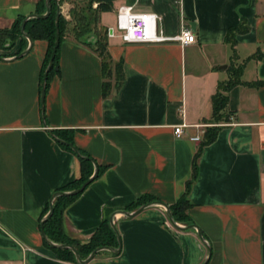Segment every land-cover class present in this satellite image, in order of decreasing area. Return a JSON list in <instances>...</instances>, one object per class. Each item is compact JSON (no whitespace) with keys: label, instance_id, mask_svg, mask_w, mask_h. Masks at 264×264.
<instances>
[{"label":"crops","instance_id":"obj_1","mask_svg":"<svg viewBox=\"0 0 264 264\" xmlns=\"http://www.w3.org/2000/svg\"><path fill=\"white\" fill-rule=\"evenodd\" d=\"M82 1L63 0L61 15L70 20L77 4L88 3ZM45 4L0 0V22L9 27L10 17L37 14ZM97 6L93 2V10ZM122 6L156 14L166 37L190 27L197 43L109 38L113 64L123 62L125 81L118 90L113 72L105 96L102 60L88 46L94 35L66 37L44 109L48 42L34 41L21 59L0 60V264H79L60 259L42 236L53 194L81 175L77 155L53 132L72 137L104 168L64 210L66 234L82 243L114 217L120 253L102 251L88 264H264V86L228 92L222 127L203 148L187 196L190 225L176 222L181 229L175 228L159 204L170 208L184 198L206 128L213 126L212 97L228 81L229 67L258 51L264 55V0H115L113 11L99 16L98 28L114 27ZM242 25L249 32L237 36L232 61L227 34ZM241 79L264 81V58L248 61ZM179 125L186 127L177 138ZM142 197L157 203L127 217L124 212L137 211ZM188 226L195 228L183 229Z\"/></svg>","mask_w":264,"mask_h":264},{"label":"trees","instance_id":"obj_2","mask_svg":"<svg viewBox=\"0 0 264 264\" xmlns=\"http://www.w3.org/2000/svg\"><path fill=\"white\" fill-rule=\"evenodd\" d=\"M85 1V0H84ZM82 1V2H84ZM93 2H96L98 4L96 10H93ZM114 2L115 0H88L89 6L86 8V6H81L80 3L76 5L74 10H72L71 18L73 20H76V23L83 20L85 21L89 15L94 14L97 15V19L99 22V16L102 13L112 12L114 8ZM63 0H52L51 1V13L50 15L45 19H39V18H33L30 19L25 26V33L32 38L33 41L36 40H46L48 42V52L46 55V59L44 61L42 74H41V82L43 83L44 75L46 70L48 69L50 59L52 57L53 49L55 46V40H56V18H57V10L58 5H62ZM85 4V5H86ZM85 7V9H84ZM47 12L46 4L42 6V9H39L37 11L38 15H44ZM26 17L19 16L14 25L5 31H11V33H8L7 36L9 37V40L13 42L12 46H15L16 43L19 41L20 48L19 52L14 55V57L20 55L24 51L28 49V39L24 37L22 34V23L25 20ZM70 21H68L66 18H64L62 15L60 17L59 21V30H60V45L64 38L66 37H72L79 41L82 39L85 35L90 33V22H87L86 26H83V24H77L74 29H67V26H69ZM3 31V30H1ZM70 31H85L82 32L80 35L71 36ZM249 32V28L246 25H242L240 27H236L233 29H230L226 41L228 44L231 45L233 50V57L232 61L237 59V53H236V45H237V36L239 34H245ZM8 39V38H7ZM14 40V41H13ZM102 60V68H103V74H104V94L105 96H110L112 91V78H113V72L115 73L116 77V88L119 90L124 81H125V74L123 69V62L116 64L114 66L112 56L108 50V38L106 35V31H104V34H100L98 43L95 46L88 45ZM12 49V48H9ZM8 50L5 49L4 43L2 39L0 38V51ZM59 50L60 46L58 48L55 61H54V67L49 73L48 76V82H47V88L49 85V79L54 74L56 69L59 67ZM1 53V52H0ZM1 57H7L6 54H0ZM264 58V55L261 54L259 51L255 53L252 57L247 59L246 61L242 62L240 65H231L228 69L229 71V79L226 82H222L218 85L217 92L212 97V108H213V114H212V120H213V126L207 127L204 137L201 141V145L199 147L198 153L195 156L194 159V165H193V176L192 180L187 184V189L184 198L180 202H178L176 205L171 206L170 209L172 211V215L176 222H185L190 225V220L186 216V210L190 207V203L187 200V196L191 187V184L193 181L197 178L198 174V160L202 153V150L205 146L213 143L220 131L221 121H224V114L228 108V92L232 90L236 86H248V87H261L264 86V81H258L253 83H245L241 79V73L243 71V68L245 64L253 59H262ZM57 137L60 139L73 144L72 137L69 136H63L59 133L53 132ZM62 145V144H61ZM64 148H66L69 151L73 150L66 145H62ZM79 150V149H78ZM80 151V150H79ZM74 153V152H73ZM82 156L88 158H80L78 157L80 164H81V175L80 177L75 180L74 182L70 183L66 187L56 191L54 194L58 192H70L77 190L81 188L84 183H86L89 179H91L94 175V171L96 169V163L84 152L80 151ZM75 154V153H74ZM98 167V175L95 178H99L101 174L104 171V168ZM53 194V195H54ZM82 194V193H81ZM79 195L73 196V197H63V198H57L53 201L54 206V212L51 218L45 222L43 225L44 231L47 235V237L55 244L58 245H69L73 246L78 253L80 254V257L83 260H87L90 255L98 248L101 247H110V248H118L119 247V241L117 238L116 232L113 230L110 221L104 222L101 227L96 231V233L93 235L92 239L88 243H82L79 240L70 238L64 228V210L72 204ZM53 197V196H52ZM157 203V201L152 197H142L137 203L135 208L148 205V204H154ZM51 202L47 206V212L49 213ZM55 250V252L58 254L59 258L64 261H70V262H77L76 255L73 251L68 249H58V248H52Z\"/></svg>","mask_w":264,"mask_h":264},{"label":"water","instance_id":"obj_3","mask_svg":"<svg viewBox=\"0 0 264 264\" xmlns=\"http://www.w3.org/2000/svg\"><path fill=\"white\" fill-rule=\"evenodd\" d=\"M51 1L52 0H46V7H47V12L46 14L44 15H38V14H32L28 17L25 18V20L23 21L22 23V34L24 35V37H26L29 42H30V46L28 47V49L26 51H24L23 53H21L20 55L14 57V59H21L23 57H25L26 55H28V53L30 52L32 46H33V43L34 41L32 40V38L30 36H28L26 33H25V26H26V23L30 20V19H33V18H39V19H45L47 18L50 13H51ZM58 1V0H56ZM60 17H61V5H58V10H57V18H56V27H57V30H56V40H55V46H54V49H53V53H52V57L50 59V63H49V66H48V69L46 70L45 72V75H44V79H43V83H42V90H41V102H42V108L44 109V103H45V96H46V90H47V82H48V76H49V73L51 72V70L53 69L54 67V61H55V57H56V54H57V51H58V48L60 46V42H61V37H60V30H59V21H60ZM0 60H6L4 57H1L0 56ZM224 69L226 67H223ZM58 70V69H56ZM45 124V123H44ZM52 137L60 144L62 145H66V146H69L73 152L80 158H86L84 156H82V154L80 153V151L73 145V144H70L62 139H60L59 137H57L55 134L52 133ZM88 159V158H86ZM98 175V167L96 166V170H95V174L93 175V177L91 179H89L86 183H84V185L77 189V190H74V191H70V192H58L56 194L53 195L52 197V201H51V205H50V210H49V213L48 215L45 217V219L42 221V236L45 240V242L52 248H58V249H68V250H71L75 253L76 255V259H77V262L79 264H88L89 262H91L100 252L102 251H110L111 253L113 254H119L120 251H121V238H120V234L116 228V225H115V222H114V217H112L110 219V224L113 228V230L116 232L117 234V238H118V241H119V247L118 248H110V247H101V248H98L96 249L91 255L90 257L87 259V260H83L81 257H80V254L78 253V251L73 247V246H69V245H58V244H55L53 243L46 235L45 231H44V227L43 225L45 224L46 221H48L51 216L53 215V212H54V206H53V201L57 198H63V197H73V196H76V195H79L81 194L94 180L95 178L97 177ZM156 204V203H154ZM161 205H163L166 210H167V213H168V218L171 222V224L175 227V228H179L181 229V227L176 223L173 215H172V211L171 209L165 205V204H162V203H159ZM153 204H148V205H144V206H141L137 211H135L134 213H130V212H124V214L127 216V217H134L136 215H138L139 213H141L142 211H144L146 208H148L149 206H151ZM192 228H195L194 226H188V227H184L183 229H192ZM199 237L201 238V240L206 243L205 241V238L203 237V235L201 233H199ZM209 251H210V248H209Z\"/></svg>","mask_w":264,"mask_h":264},{"label":"built area","instance_id":"obj_4","mask_svg":"<svg viewBox=\"0 0 264 264\" xmlns=\"http://www.w3.org/2000/svg\"><path fill=\"white\" fill-rule=\"evenodd\" d=\"M107 38L119 37L125 44H165L178 43L189 46L197 43L196 34L190 27H182L175 37H166L158 27V16L149 12H136L133 7L122 6L117 10V20L114 27L106 31ZM227 125V124H226ZM186 125L175 128V135L180 138ZM199 137L194 138L198 142Z\"/></svg>","mask_w":264,"mask_h":264},{"label":"rangeland","instance_id":"obj_5","mask_svg":"<svg viewBox=\"0 0 264 264\" xmlns=\"http://www.w3.org/2000/svg\"><path fill=\"white\" fill-rule=\"evenodd\" d=\"M85 6L87 8L89 6V4H86ZM84 9H85V7H84ZM2 16H5V15H2ZM0 18H1V15H0ZM10 18L13 19V22L11 23V25L9 27H7L6 24L5 25L4 24L2 25V23L0 22V27H3L4 28V29H0V38L2 39V41L4 43L5 49H8V50H5V51L1 50L0 51L1 53L0 54H6L8 56H14L15 54H17V52H19V48H20L19 41L16 43L15 46H12L13 45V42L10 41L9 40V37L7 36L8 33H11V31H5V30L10 29L14 25V23L16 22V20L18 19V17H10ZM116 20H117V17H116ZM68 21H70L69 26H67V29L68 30L69 29L70 30L71 29H74L75 26H77L78 23L80 25L83 24V26H86L87 25V22H90L91 23V25H90V30L91 31H90V34L89 35L92 36V34H93L94 37H95V39H94L95 41L93 40V41L90 42V45L91 46H95L98 43L100 34H104V31H102V30H100L98 28L97 15L91 14V15H89V17L85 21L81 20V21H79L77 23H76V20H73L72 18L70 20H68ZM1 30H3V31H1ZM82 32H85V31H70V33H67V34H71V36H75V35H80ZM9 48H12V49H9ZM235 64H236V66H238L239 65L238 61L237 62L234 61L232 63L233 66Z\"/></svg>","mask_w":264,"mask_h":264}]
</instances>
